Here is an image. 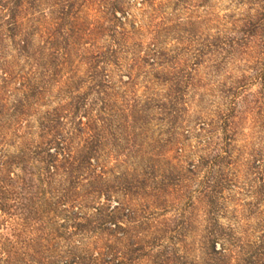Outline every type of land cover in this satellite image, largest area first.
<instances>
[{"label":"trees","instance_id":"1","mask_svg":"<svg viewBox=\"0 0 264 264\" xmlns=\"http://www.w3.org/2000/svg\"><path fill=\"white\" fill-rule=\"evenodd\" d=\"M233 1L245 8L232 21L230 33L207 39L193 53L195 66L207 54H215L212 67L216 72L223 69L226 75L219 81V92L222 99H229L215 122L199 124L198 147L192 152H197L195 159H184L189 158L183 153L190 130L177 132L180 126L174 115L179 111L177 99L183 98L190 84L183 81L182 69L174 72L169 91L161 98L170 99L168 103L152 97L130 103L114 92L118 86L106 72L110 64L121 66L112 62L120 50L119 39L112 37L105 52L96 43L86 47L78 36L72 37L77 33L74 27L62 31L56 21L70 20L76 17L73 13L66 11L55 18L41 38V75L70 68L74 73L63 82L70 89L67 98L43 113L38 140L29 133L13 153H7L2 145L10 140L0 133V228L10 231L0 237L10 246H29L27 264H50L47 260L55 257L65 259L64 264H140L146 257L151 264H264V210L257 213L250 228L253 238L247 229L220 222L227 212L229 192L239 184L255 199L246 217L255 212L251 207L264 204V152L251 148L241 163L242 150L236 147L243 115L252 116L258 131L264 129V0ZM23 2L33 6L39 1L0 0V10L8 12L4 22L9 35L17 27ZM60 2L68 7L75 4L74 0H57V5ZM110 11L117 20L114 5ZM21 42L24 51L26 39ZM150 51L133 58L134 64L161 65L156 61L161 53ZM80 63L87 66L86 79L76 75ZM132 80L128 76L119 83ZM85 82L87 90L80 92ZM153 107L169 125L167 137L157 140L166 149L149 151L139 168L119 161V151L104 152L106 121L120 113L136 122ZM134 155L138 151L128 148L125 156ZM240 165L244 166L242 182L237 173ZM112 195L117 196L116 204L109 202ZM88 209L97 216H86L83 210ZM67 225L74 230H65ZM60 240L66 243L63 250Z\"/></svg>","mask_w":264,"mask_h":264},{"label":"rangeland","instance_id":"2","mask_svg":"<svg viewBox=\"0 0 264 264\" xmlns=\"http://www.w3.org/2000/svg\"><path fill=\"white\" fill-rule=\"evenodd\" d=\"M38 1L33 6L23 2V7L17 12L18 24L12 35H9L8 25L4 22L8 12L0 10V125L4 123L0 133H5L6 140L11 141V144H7L10 141L4 142L3 149L7 153H13L19 142L29 138V133L38 140L43 113L56 106L58 101H65L67 98L66 91L70 89L63 85V82L73 75L74 72L70 71V68L65 66L59 71L50 70L41 75V38L46 36L47 31L57 21L58 24L61 23L62 31L67 27H74V32L77 33L72 37L78 36L81 45L86 47H89L90 43H96L105 52L110 48L112 37L119 39L120 50L112 62H118L121 66L110 64L106 67V72L111 76L115 87L118 86L114 92L123 95L124 100L130 103L132 100L142 103L149 97L160 98L159 100L168 103L170 99L161 98L167 93L174 72L181 68L183 81L190 84L185 88L183 98L177 99L175 108L179 111L174 115H177L176 125L180 126L177 132L187 133L186 130H190L183 153L189 158L184 159H195L197 152H192L198 147L196 135L200 132L199 124L215 122L217 113L225 107L229 99H222L219 92V81L224 80L226 75L223 69L216 72L212 67V61L216 60L215 54H207L195 66L192 65L195 59L193 53L196 52L195 48H200L207 39L230 33L232 21L240 16L245 6L237 5L233 0H74L72 7L63 2L57 5V0ZM113 5L117 20H113L110 15V7ZM66 11L76 17L55 21L60 13ZM23 38L26 39L24 51L20 48ZM150 49H155L157 54L161 53L160 57L156 58L161 65H135L132 59L151 53ZM86 67L80 63L76 67V75L86 79ZM128 76L133 78L131 83L120 85L119 80H127ZM166 78L168 80L165 81ZM41 79L45 82H41ZM41 85L45 88L42 93ZM67 85L70 86L69 83ZM86 87L87 82L81 84L80 92L87 90ZM255 88L254 86L252 89ZM91 97L92 94L88 99ZM241 107L243 108L244 104H241ZM106 125L108 140L102 148L109 155H112L114 150L119 151V161L124 160L127 164H134L139 168L146 162L149 151L153 149L154 153L156 150L166 149V146L161 145L162 141L157 140L167 137L165 131L169 125L165 115H160L155 107L149 110L147 116H141L136 122H132L130 117H121L119 113L117 117L106 121ZM13 133L23 135L24 138L19 139ZM236 147L242 150L241 163L246 161V152L251 148L262 149L264 152V129L258 131L257 127H254L250 114L243 115ZM128 148L136 149L138 155L125 156ZM110 158H107V163L112 165L113 159ZM154 159L157 160V156ZM180 165L186 166L184 162ZM243 169L244 166L240 165L237 172L241 182L245 181ZM243 187L246 188L239 184L229 192V200L225 203L227 212L220 222L224 225L234 223L238 230L247 229V234L253 238L255 233L249 231L259 217L257 213L264 210V204L251 207L255 212L246 217L255 199L247 194ZM112 196L109 202L116 204L117 196ZM101 200L104 201V198ZM83 212L92 219L97 216L93 209ZM56 220L59 223L62 218ZM65 230L73 231L74 228L67 225ZM9 233V229L0 228L2 236ZM74 238L79 239L75 236ZM59 246L63 250L66 243L60 240ZM25 253H31L29 246L23 243L10 246L0 237V264H27ZM47 262L64 264L65 259L58 260L55 257ZM140 264L151 262L146 257Z\"/></svg>","mask_w":264,"mask_h":264}]
</instances>
